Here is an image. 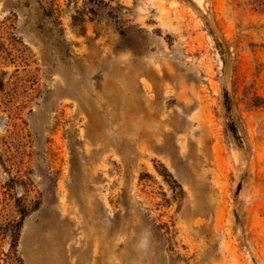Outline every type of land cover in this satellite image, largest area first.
<instances>
[{
	"label": "rangeland",
	"instance_id": "1",
	"mask_svg": "<svg viewBox=\"0 0 264 264\" xmlns=\"http://www.w3.org/2000/svg\"><path fill=\"white\" fill-rule=\"evenodd\" d=\"M0 264H264V0H0Z\"/></svg>",
	"mask_w": 264,
	"mask_h": 264
},
{
	"label": "trees",
	"instance_id": "2",
	"mask_svg": "<svg viewBox=\"0 0 264 264\" xmlns=\"http://www.w3.org/2000/svg\"><path fill=\"white\" fill-rule=\"evenodd\" d=\"M226 104L229 107V99H228V96H226Z\"/></svg>",
	"mask_w": 264,
	"mask_h": 264
}]
</instances>
